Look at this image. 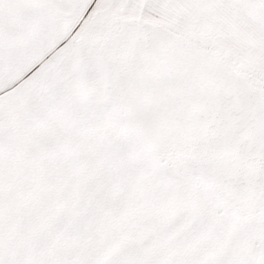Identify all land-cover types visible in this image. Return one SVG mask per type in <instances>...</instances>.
Returning <instances> with one entry per match:
<instances>
[{"label": "snow or ice", "instance_id": "obj_1", "mask_svg": "<svg viewBox=\"0 0 264 264\" xmlns=\"http://www.w3.org/2000/svg\"><path fill=\"white\" fill-rule=\"evenodd\" d=\"M0 264H264V0H0Z\"/></svg>", "mask_w": 264, "mask_h": 264}]
</instances>
